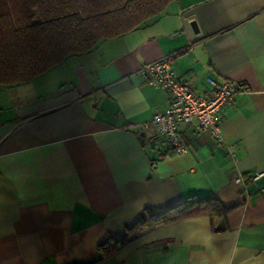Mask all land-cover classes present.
Masks as SVG:
<instances>
[{
  "label": "crops",
  "instance_id": "0c3cea01",
  "mask_svg": "<svg viewBox=\"0 0 264 264\" xmlns=\"http://www.w3.org/2000/svg\"><path fill=\"white\" fill-rule=\"evenodd\" d=\"M195 20L199 34L190 21ZM172 56L179 78L205 94L207 77L238 92L222 106L223 141L181 123L186 152L152 125L169 94L139 71ZM228 146L236 155L232 161ZM264 0H176L157 20L101 40L33 79L0 87V264H86L144 209L187 196L230 208L161 224L103 264H264Z\"/></svg>",
  "mask_w": 264,
  "mask_h": 264
},
{
  "label": "trees",
  "instance_id": "16d2710c",
  "mask_svg": "<svg viewBox=\"0 0 264 264\" xmlns=\"http://www.w3.org/2000/svg\"><path fill=\"white\" fill-rule=\"evenodd\" d=\"M176 0H0V87L25 82L69 56L92 50L101 40L157 20ZM230 208L214 197L187 196L162 212L144 209L119 237L97 245L103 264L156 226L205 215L213 229Z\"/></svg>",
  "mask_w": 264,
  "mask_h": 264
},
{
  "label": "built area",
  "instance_id": "2783aa9c",
  "mask_svg": "<svg viewBox=\"0 0 264 264\" xmlns=\"http://www.w3.org/2000/svg\"><path fill=\"white\" fill-rule=\"evenodd\" d=\"M172 56L145 62L140 72L146 75V82L155 87L165 89L169 94V106L166 112H155L151 119L142 124L144 129L154 126L163 136L165 143L177 153L186 152V146L179 134L181 123L196 122L197 128L213 136L217 141H223L220 133L222 106L232 104L238 87L235 81L227 77L214 79L207 77L210 88L205 94H196L182 81L172 64ZM227 155L236 161V155L228 146ZM264 176V171H237L233 176L236 183L246 181L256 182ZM258 190H264L259 186Z\"/></svg>",
  "mask_w": 264,
  "mask_h": 264
},
{
  "label": "water",
  "instance_id": "95a60500",
  "mask_svg": "<svg viewBox=\"0 0 264 264\" xmlns=\"http://www.w3.org/2000/svg\"><path fill=\"white\" fill-rule=\"evenodd\" d=\"M190 25H191L194 33L199 34V29H198L196 21L195 20L190 21Z\"/></svg>",
  "mask_w": 264,
  "mask_h": 264
}]
</instances>
